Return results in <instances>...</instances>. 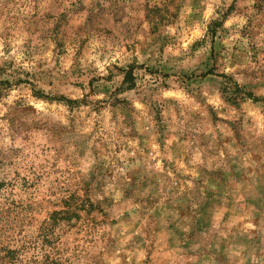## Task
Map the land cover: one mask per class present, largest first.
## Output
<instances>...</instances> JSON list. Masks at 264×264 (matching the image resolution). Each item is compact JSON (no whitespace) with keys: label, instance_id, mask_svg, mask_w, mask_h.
Listing matches in <instances>:
<instances>
[{"label":"rangeland","instance_id":"obj_1","mask_svg":"<svg viewBox=\"0 0 264 264\" xmlns=\"http://www.w3.org/2000/svg\"><path fill=\"white\" fill-rule=\"evenodd\" d=\"M0 264H264V0H0Z\"/></svg>","mask_w":264,"mask_h":264},{"label":"trees","instance_id":"obj_2","mask_svg":"<svg viewBox=\"0 0 264 264\" xmlns=\"http://www.w3.org/2000/svg\"><path fill=\"white\" fill-rule=\"evenodd\" d=\"M132 82H133V74L130 71L125 72L124 75V80H123V84L126 86L127 89H131L132 88ZM4 84L5 86H8V82H4L1 83ZM35 94H40L38 92H35Z\"/></svg>","mask_w":264,"mask_h":264}]
</instances>
